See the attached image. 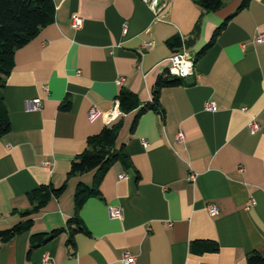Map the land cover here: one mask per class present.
Returning <instances> with one entry per match:
<instances>
[{"label": "crops", "instance_id": "crops-1", "mask_svg": "<svg viewBox=\"0 0 264 264\" xmlns=\"http://www.w3.org/2000/svg\"><path fill=\"white\" fill-rule=\"evenodd\" d=\"M52 1L53 22L15 51L2 90L9 131L0 138V231L24 221L27 192L65 181L66 187L30 217L28 231L0 242V264H40L44 257L52 264H123L124 254L133 264H247L252 252L264 257V42L253 41L264 36V0L241 9V0H226L210 13L192 0H170L157 17L142 0ZM72 16L81 19L77 29ZM174 37L193 40L181 52L194 59V73L161 89L160 114L122 113L121 89L141 107L157 79L169 76L163 62L178 53L167 45ZM32 99L40 110L24 109ZM209 102L214 112L205 110ZM115 124V148L130 165L116 162L106 171L98 195L79 208L82 231L69 244L75 186L92 180L90 173L66 180L70 163L89 136ZM110 208L120 218H111ZM60 229L29 250L31 235ZM202 241L217 250L190 249Z\"/></svg>", "mask_w": 264, "mask_h": 264}, {"label": "trees", "instance_id": "trees-1", "mask_svg": "<svg viewBox=\"0 0 264 264\" xmlns=\"http://www.w3.org/2000/svg\"><path fill=\"white\" fill-rule=\"evenodd\" d=\"M193 3L203 12L210 13L218 11L226 0H192ZM250 0H241L239 9L245 7ZM54 5L52 0H0V138L9 131L7 113L2 102V90L5 79L13 67V55L16 50L26 45L39 31L53 22ZM224 23L213 34L211 40L202 50L209 47L216 35L222 30ZM193 44L192 39L181 41L174 37L167 41L168 47L173 52H181L182 48H189ZM180 49V50H179ZM202 51L200 53H202ZM182 79L175 77H159L151 92V100L148 104L140 107V102L135 94L121 89L116 96L119 110L130 113L137 110L136 116L147 110L160 114L158 97L161 89L174 87L182 84ZM60 108L67 110L68 103L60 105ZM134 124V123H133ZM119 124L110 127H103L99 133L89 136L85 141L83 151L78 154L70 163L66 180L72 177L90 173L92 180L90 185L78 182L73 194L74 214L67 222V227L74 225L67 243L72 244V236L82 231L81 222L77 212L82 204L90 197L98 195L97 186L106 171L116 162H122L127 167L130 165L128 156L123 148H115V140ZM66 187V181L58 188L51 185H40L26 193L31 208L20 216L24 221L13 225L11 228L0 231V242L5 243L12 237L28 231L32 221L30 217L39 211L51 197L60 196ZM63 229L54 230L49 234H34L29 238V250L44 245ZM190 249L197 253L213 252L217 245L212 241L191 243ZM247 264H264V257L252 252L246 257Z\"/></svg>", "mask_w": 264, "mask_h": 264}, {"label": "built area", "instance_id": "built-area-1", "mask_svg": "<svg viewBox=\"0 0 264 264\" xmlns=\"http://www.w3.org/2000/svg\"><path fill=\"white\" fill-rule=\"evenodd\" d=\"M144 4L147 6L149 11L157 17L161 11H163L168 2L170 0H164L162 2H159V0H142ZM71 25L73 29H77L81 26V19L77 16H72L71 19ZM255 43H262L264 42V36L262 35H257L254 40ZM164 65L167 67V74L169 76H173L176 78H185L188 76H191L194 73V59L186 54L185 52H178L177 54H174L170 58H168L165 62H163ZM41 108V102L39 99H32L24 104V109L26 111H38ZM205 110L208 112H214L215 111V106L213 103L209 102L205 104ZM96 114L95 111H91L89 114V119L95 118ZM117 116V113H112L108 116L109 121L113 120ZM257 124L255 122H250L249 128L251 131H254L257 129ZM182 135L181 133H177L176 135V140H181ZM147 143H142V146L144 148L147 147ZM47 164H45L46 166ZM194 176H190V180H193ZM207 211L209 215H215L217 213V210L215 209L214 206L210 205L207 207ZM109 216L111 218H120V210L115 209V208H110L108 210ZM122 263L123 264H133V258L129 256L128 254H124L122 257ZM40 264H52L49 258L44 257L41 261Z\"/></svg>", "mask_w": 264, "mask_h": 264}]
</instances>
